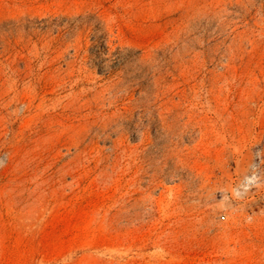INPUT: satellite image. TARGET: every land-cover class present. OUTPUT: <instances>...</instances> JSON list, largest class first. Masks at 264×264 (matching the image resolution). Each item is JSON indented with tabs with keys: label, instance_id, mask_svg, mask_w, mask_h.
I'll list each match as a JSON object with an SVG mask.
<instances>
[{
	"label": "rangeland",
	"instance_id": "obj_1",
	"mask_svg": "<svg viewBox=\"0 0 264 264\" xmlns=\"http://www.w3.org/2000/svg\"><path fill=\"white\" fill-rule=\"evenodd\" d=\"M0 264H264V0H0Z\"/></svg>",
	"mask_w": 264,
	"mask_h": 264
},
{
	"label": "trees",
	"instance_id": "obj_2",
	"mask_svg": "<svg viewBox=\"0 0 264 264\" xmlns=\"http://www.w3.org/2000/svg\"><path fill=\"white\" fill-rule=\"evenodd\" d=\"M86 16H77L75 18H53L51 23L56 26L59 29V32H64L68 30V28L73 27L76 22L83 21ZM95 40L94 38L92 39ZM110 51L109 46L105 43L104 36H97L96 44L93 45V47L90 49L89 53L93 56L92 63L96 67V69L99 72H106L107 69L104 68V65H102L104 58L101 57L102 54H108ZM112 56H114V59H117L119 57H123L121 50L119 47H116L114 51L110 52ZM111 68V66H110Z\"/></svg>",
	"mask_w": 264,
	"mask_h": 264
}]
</instances>
